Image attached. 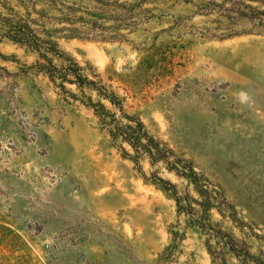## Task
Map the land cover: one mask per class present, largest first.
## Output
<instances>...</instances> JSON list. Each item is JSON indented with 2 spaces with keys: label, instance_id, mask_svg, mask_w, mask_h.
<instances>
[{
  "label": "rangeland",
  "instance_id": "obj_1",
  "mask_svg": "<svg viewBox=\"0 0 264 264\" xmlns=\"http://www.w3.org/2000/svg\"><path fill=\"white\" fill-rule=\"evenodd\" d=\"M207 1L222 0L148 2L150 18L115 39L52 37L179 173L113 144L93 110L37 72L38 53L0 37V264H264V16L228 37ZM232 1L264 12V0ZM167 183L216 239L177 213ZM219 232L238 256L212 259Z\"/></svg>",
  "mask_w": 264,
  "mask_h": 264
},
{
  "label": "trees",
  "instance_id": "obj_2",
  "mask_svg": "<svg viewBox=\"0 0 264 264\" xmlns=\"http://www.w3.org/2000/svg\"><path fill=\"white\" fill-rule=\"evenodd\" d=\"M14 1L15 6L22 12L11 7L8 0H0V37L38 53L39 57L34 65L37 72L46 76L55 88L68 94L73 101H79L86 108L93 110L100 128L107 133L113 144L125 143L133 150L136 158L145 156L151 163L164 161L170 165L169 171L179 173L174 166L177 161H169V158L173 156L172 152L165 147H160L158 142L152 140L138 119L123 113L121 100L102 83L98 75H93V79H89L84 73L85 69L80 67L74 59L59 51L52 39L53 36L58 35L64 38L105 40L115 39L119 36L117 32L121 30L132 33L151 16L152 9L141 7L156 0H137L132 4L118 0H90L87 6L69 3L66 0ZM39 3L43 7L37 9ZM227 3H229L228 7H226ZM203 9L205 16L213 14L216 17L215 21L219 28L229 30L228 37L242 33L232 28H236L243 20L250 24V30L255 26L254 21L258 22L257 26L263 25L264 12L257 11L240 1L222 0L220 3L207 1ZM224 21L226 24L223 23ZM55 24L61 27L47 28V25ZM110 32L114 35H107ZM62 33L65 34L62 35ZM66 85L73 86L77 93H71L66 89ZM86 92L95 94L97 99L87 96ZM102 101L108 102L112 110L107 109ZM116 112H119L127 123H122ZM167 185L172 190L168 196L173 198L177 213H185L189 223L196 224L204 230L208 239L212 237L216 239L218 232L215 234L211 228L204 229L206 225L201 221L204 217L192 207V204L196 202L187 195H179L175 187L169 183ZM162 190L166 192L165 188ZM211 198L207 197L203 203L199 204L204 215L211 208ZM219 234L221 237L216 242L218 250L215 253L209 251V254L213 260L219 259L224 262V255L228 251L235 254L237 252L229 236L221 232Z\"/></svg>",
  "mask_w": 264,
  "mask_h": 264
}]
</instances>
